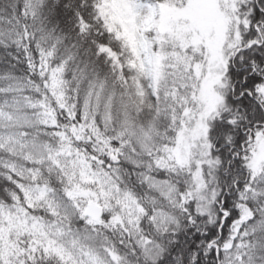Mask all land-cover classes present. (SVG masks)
<instances>
[{
  "label": "snow or ice",
  "instance_id": "1",
  "mask_svg": "<svg viewBox=\"0 0 264 264\" xmlns=\"http://www.w3.org/2000/svg\"><path fill=\"white\" fill-rule=\"evenodd\" d=\"M0 264H264V0H0Z\"/></svg>",
  "mask_w": 264,
  "mask_h": 264
}]
</instances>
